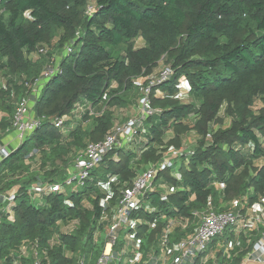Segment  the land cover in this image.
I'll list each match as a JSON object with an SVG mask.
<instances>
[{"label":"trees","instance_id":"16d2710c","mask_svg":"<svg viewBox=\"0 0 264 264\" xmlns=\"http://www.w3.org/2000/svg\"><path fill=\"white\" fill-rule=\"evenodd\" d=\"M72 41L74 52L64 53ZM53 48H63L61 73L44 82L32 106L41 125L0 159V192L14 189L16 199L13 219H0V264H32L31 249L19 250L34 241L46 264L96 259L105 245L102 199L114 192L113 201L150 163L175 152L133 214L143 251L162 246L169 219L191 229L194 210L244 212L264 197V0H1L0 140ZM166 66L171 76L150 85ZM148 86L155 112L139 135L105 154L85 186L35 200L32 185H62L76 156L116 122L115 110L136 104L130 94ZM77 105L79 117L54 125ZM59 223L73 227L63 232ZM185 235L175 227L169 245Z\"/></svg>","mask_w":264,"mask_h":264},{"label":"built area","instance_id":"2783aa9c","mask_svg":"<svg viewBox=\"0 0 264 264\" xmlns=\"http://www.w3.org/2000/svg\"><path fill=\"white\" fill-rule=\"evenodd\" d=\"M92 12L93 4L90 3L86 7V13L91 14ZM38 52L46 55L48 50L41 47ZM72 52H74L73 41L67 43L64 49L66 54ZM172 72L170 67H163L157 77L151 79L150 85L167 80ZM60 73L59 60L48 63L43 68L40 77L30 85L31 91L28 96H23L17 100L12 116V129L17 132L20 143L25 136L31 134L41 125L42 120L35 117L32 112V106L39 90L44 82ZM149 89V86L144 89V94L139 100L140 109L137 115L130 116L121 123L115 122L103 139L97 142H89L84 150L76 156L62 185L36 182L31 188L32 196L34 198L41 197L48 192L57 191L61 186L74 189L85 186L90 179L92 170L100 164L103 156L126 144L125 141L137 137L146 118L155 112L150 107ZM185 91L182 89L181 93ZM82 110L83 105H77L69 115L55 117L53 119L54 125L62 127L70 116L79 117ZM89 113L93 114L94 110L89 108ZM35 153L36 150H32L26 158H31ZM178 154L179 152H175L158 163H150L145 170L135 175L130 186L120 189L113 201L114 192L102 199L100 221L105 223V245L94 264H112L113 262L117 264H216L215 260L213 262L209 260L210 254H205L210 244L226 228L236 226L240 221H245L246 224L250 223V226L260 222L263 227L260 237L253 242L252 247L245 253L240 264H264V217L255 213L246 216L239 208L218 211L209 205L207 208L194 210L192 212L195 222L193 232L181 237L172 245H169V236L173 232L172 230L175 227H181L185 230L189 224L182 219H169L160 235L162 246L159 248L152 246L148 251H142V238L137 231V225H140L141 222L133 214L142 208V198L154 190V179L157 171L171 167L172 158ZM180 154L188 156L192 153L181 152ZM8 155L9 149L0 145V159ZM166 196L164 194L162 200H165ZM15 200L14 189L0 192V219L4 214H7L9 219H13L12 208L15 205ZM262 204L264 205V197L260 202L253 203L250 207L253 209L254 206ZM243 207L242 205L241 209ZM28 249H31L32 264H46L42 261L36 241L30 243L29 247L27 244H23L19 252L26 256ZM77 264H86L85 258L78 257Z\"/></svg>","mask_w":264,"mask_h":264},{"label":"crops","instance_id":"0c3cea01","mask_svg":"<svg viewBox=\"0 0 264 264\" xmlns=\"http://www.w3.org/2000/svg\"><path fill=\"white\" fill-rule=\"evenodd\" d=\"M59 59L60 57H57L56 60ZM157 70L158 68L156 71ZM139 82L141 83L142 81ZM125 142H129V140ZM19 144L20 142L18 139V134L13 129L0 140V145L7 149H14ZM40 199V196L35 198L37 201ZM243 213L246 216L255 213L261 217H264V205L262 204L254 206L253 209L252 207L247 208ZM248 226H250V223L246 224L245 221H240L236 226L231 227L226 233H224L219 240H213L207 252L205 253L210 254L211 257L209 260L212 262L215 260L214 262L216 264H240L242 259L239 260V262H236V260L240 256H242V258L244 257L245 253L252 247L253 242L260 237L263 230L262 224L260 222H256L250 227ZM72 227V224L59 223V228L61 230H71ZM189 227H186V235L193 232L194 230V227L191 229H189ZM172 231L174 232V229Z\"/></svg>","mask_w":264,"mask_h":264},{"label":"rangeland","instance_id":"374dc122","mask_svg":"<svg viewBox=\"0 0 264 264\" xmlns=\"http://www.w3.org/2000/svg\"><path fill=\"white\" fill-rule=\"evenodd\" d=\"M138 45H141V41L139 40L138 41ZM49 53L51 54V56H50V58L48 59L49 60V62H52V61H54V60H56L57 59V57H60L61 56V54H63V48L61 49V50H59V49H57V48H53V49H51L50 51H49ZM163 64H164V62L162 61L161 63H160V65L159 66H163ZM144 80V78H139V81H143ZM143 95V94H142ZM142 95H140V94H137V93H131L130 94V96H129V98L130 99H135V102H136V104H129V105H127V106H124V107H122V108H120V109H116L115 110V113H114V117H115V120H116V122H119V123H121V122H123L126 118H128V117H130V116H134V115H137L138 114V111H139V109H140V106H139V103L137 104V101L138 100H140V98L142 97ZM137 113V114H136ZM230 124V119L228 118V117H226L225 118V120H224V126H227V125H229ZM142 137V136H141ZM175 160V158H173V161ZM72 166V165H71ZM70 166V167H71ZM69 167V168H70ZM64 229V228H63ZM230 228H226L221 234H219V235H217L215 238H214V240H219L222 236H223V234L224 233H226L228 230H229ZM63 232H67V231H69V229H66V230H62ZM85 260H86V264H94L95 263V261H96V259H95V257L93 256V257H86L85 258ZM112 264H117L116 262H113Z\"/></svg>","mask_w":264,"mask_h":264}]
</instances>
